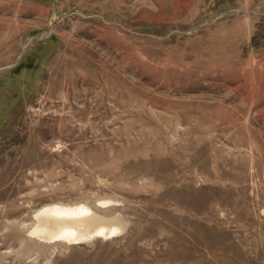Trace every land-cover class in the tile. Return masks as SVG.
<instances>
[{
  "label": "rangeland",
  "instance_id": "rangeland-1",
  "mask_svg": "<svg viewBox=\"0 0 264 264\" xmlns=\"http://www.w3.org/2000/svg\"><path fill=\"white\" fill-rule=\"evenodd\" d=\"M0 264H264V0H0Z\"/></svg>",
  "mask_w": 264,
  "mask_h": 264
},
{
  "label": "bare ground",
  "instance_id": "bare-ground-1",
  "mask_svg": "<svg viewBox=\"0 0 264 264\" xmlns=\"http://www.w3.org/2000/svg\"><path fill=\"white\" fill-rule=\"evenodd\" d=\"M110 204L109 201H101L98 206L82 202L48 203L33 214L28 236L43 245L61 242L78 245L92 238H113L125 230L127 221L118 213L120 211L108 212L104 209Z\"/></svg>",
  "mask_w": 264,
  "mask_h": 264
},
{
  "label": "water",
  "instance_id": "water-1",
  "mask_svg": "<svg viewBox=\"0 0 264 264\" xmlns=\"http://www.w3.org/2000/svg\"><path fill=\"white\" fill-rule=\"evenodd\" d=\"M25 47L23 48V51H24ZM18 61V60H17Z\"/></svg>",
  "mask_w": 264,
  "mask_h": 264
}]
</instances>
